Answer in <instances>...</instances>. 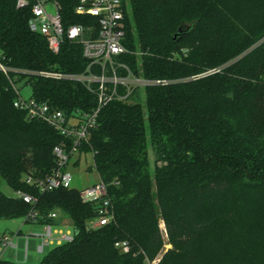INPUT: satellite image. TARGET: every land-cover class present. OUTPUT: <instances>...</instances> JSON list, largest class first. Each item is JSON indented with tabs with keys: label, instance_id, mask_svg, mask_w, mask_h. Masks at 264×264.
<instances>
[{
	"label": "trees",
	"instance_id": "1",
	"mask_svg": "<svg viewBox=\"0 0 264 264\" xmlns=\"http://www.w3.org/2000/svg\"><path fill=\"white\" fill-rule=\"evenodd\" d=\"M56 1L66 26L92 22L76 13L79 0ZM129 1L130 53L121 60L137 75L174 82L147 87L144 103L138 90L136 101L109 104L82 147L94 155L115 219L92 226L98 205L84 202L78 189L41 192L27 183L28 176L53 173L55 147L69 151L74 141L16 108L17 94L0 71V176L36 199L28 204L0 191V220L31 211L42 225L62 224V217L49 216L55 211L69 219L78 231L74 240L52 247L38 264H145L157 257L158 264H264V0ZM17 3L0 0L6 62L83 72V46L66 41L53 53L31 25L32 7ZM181 27L187 30L175 40ZM228 62L223 72L189 78ZM23 79L33 98L67 115L97 105L80 83ZM119 241L130 252L116 247ZM0 264L18 263L0 258Z\"/></svg>",
	"mask_w": 264,
	"mask_h": 264
},
{
	"label": "built area",
	"instance_id": "2",
	"mask_svg": "<svg viewBox=\"0 0 264 264\" xmlns=\"http://www.w3.org/2000/svg\"><path fill=\"white\" fill-rule=\"evenodd\" d=\"M18 7H32V27L42 34L48 42L53 53L58 54L66 41L76 42L83 46V57L87 66L83 72H66L60 69L30 70L9 65L4 54L0 51V71L10 80L11 86L17 94L14 106L27 112L30 119H38L47 122L56 131L66 138H72L73 148L67 150L64 145L56 146L54 152L58 158V168L43 178L28 176V184L36 187L41 192L58 189L61 187L73 188L74 176L66 170L69 161L75 153L82 150L83 145L89 144L91 131L98 126L101 111L115 101L128 102L136 91L145 90L149 86H165L174 82L170 79L146 78L135 74L125 62H117L115 58L130 53L125 38L126 27L129 20L130 7L126 0H79L76 13L89 16L92 22L72 24L66 26L63 22L60 4L56 0H18ZM221 72V68H214L191 79H199ZM22 76L26 80L31 77H42L56 81H69L84 85L96 98V107L91 111L75 110L71 115L54 108L48 102H40L30 96L24 98L18 88ZM26 84H30L26 82ZM15 196L28 204H33L36 199L29 193L18 190ZM82 200L86 203L98 205V217L92 226H105L115 219L111 200L107 197L106 184L101 182L85 190L80 191ZM58 218L59 212L49 215ZM26 221L39 224V212L31 211L25 218ZM56 224L47 223L43 226L45 231L39 235L43 243L38 246L39 252L45 250V246L54 247L65 242H71L75 238V229L72 231ZM71 226V225H70ZM164 226V225H163ZM26 254L28 252V240ZM19 234L0 235V253L8 247H18ZM122 252H130V244L127 241L116 243ZM160 257L154 260L147 259L145 264H158Z\"/></svg>",
	"mask_w": 264,
	"mask_h": 264
},
{
	"label": "rangeland",
	"instance_id": "3",
	"mask_svg": "<svg viewBox=\"0 0 264 264\" xmlns=\"http://www.w3.org/2000/svg\"><path fill=\"white\" fill-rule=\"evenodd\" d=\"M129 9L131 10V3L129 0H126ZM131 19V15L129 13ZM31 25H33V21H31ZM190 43L184 42L182 43L181 47L183 48L184 52L188 51ZM178 54L175 53V57ZM117 62H122L121 58H115ZM231 62V61H230ZM226 63L225 65L220 66L221 71L223 72L226 66L230 63ZM193 77V76H192ZM189 77V78H192ZM189 78H186L189 80ZM18 88L21 91V94L24 98H29L32 95V85L26 84L25 80L19 83ZM136 101V100H131ZM140 101L145 102V90L140 91ZM165 141L169 144L172 143V140L165 138ZM147 148L150 152L151 156V164L150 169H153L155 154L152 151V141L151 138H148ZM66 170L73 174L74 181H73V188L78 189L79 191L92 188L98 185L101 182V177L97 169L94 167V155L91 151L81 150L75 153L73 157H71L69 164L66 167ZM0 191L9 196H15V191L3 180L0 176ZM61 219L63 220V227L68 225V229L74 231V227L69 219L61 213H59ZM71 225V226H70ZM21 230L22 236L18 239V247H8L5 249L3 253H0V257L17 262L18 264H38L51 250V246L46 245L45 250L43 252H39L38 246L43 243L41 237L39 235L43 234L45 231V227L41 224L32 223V222H25L24 218L14 219V220H7L1 219L0 220V234L3 232H7L9 235H15L17 232ZM14 233V234H13ZM21 234V233H19ZM27 236H29L28 240V258H26V241ZM170 247V244H167L166 247L162 252H164L167 248Z\"/></svg>",
	"mask_w": 264,
	"mask_h": 264
},
{
	"label": "water",
	"instance_id": "4",
	"mask_svg": "<svg viewBox=\"0 0 264 264\" xmlns=\"http://www.w3.org/2000/svg\"><path fill=\"white\" fill-rule=\"evenodd\" d=\"M187 29L186 28H183V27H181L180 29H179V31L175 34V36H174V38H175V40H177V39H179L183 34H184V32L186 31ZM77 230H75V233L77 234Z\"/></svg>",
	"mask_w": 264,
	"mask_h": 264
},
{
	"label": "crops",
	"instance_id": "5",
	"mask_svg": "<svg viewBox=\"0 0 264 264\" xmlns=\"http://www.w3.org/2000/svg\"><path fill=\"white\" fill-rule=\"evenodd\" d=\"M25 219V218H24ZM14 220V219H13ZM25 222H27L26 220H25ZM42 225V224H41ZM18 234L19 233H21V234H19V235H21L22 236V232H21V230H19V232H17ZM2 234H8L7 232H3ZM2 234H0V235H2ZM14 234V233H13ZM21 236H19V238H21ZM26 245H27V241H26ZM12 247V246H11ZM14 248V247H13ZM7 249V248H6ZM5 251V250H4ZM3 251V252H4ZM1 258V257H0ZM26 258H28V252H27V254H26Z\"/></svg>",
	"mask_w": 264,
	"mask_h": 264
}]
</instances>
